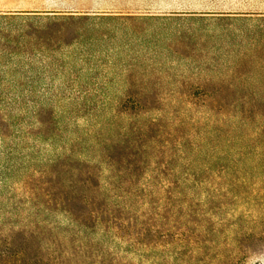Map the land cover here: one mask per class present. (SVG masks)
Masks as SVG:
<instances>
[{
  "label": "rangeland",
  "instance_id": "374dc122",
  "mask_svg": "<svg viewBox=\"0 0 264 264\" xmlns=\"http://www.w3.org/2000/svg\"><path fill=\"white\" fill-rule=\"evenodd\" d=\"M0 0V264H264V4L158 19Z\"/></svg>",
  "mask_w": 264,
  "mask_h": 264
},
{
  "label": "crops",
  "instance_id": "0c3cea01",
  "mask_svg": "<svg viewBox=\"0 0 264 264\" xmlns=\"http://www.w3.org/2000/svg\"><path fill=\"white\" fill-rule=\"evenodd\" d=\"M197 0H76L69 3L91 6L79 9L78 14L110 20H145L168 16L180 10L166 9V5L197 3ZM264 4V0L261 2ZM264 18V13L261 14Z\"/></svg>",
  "mask_w": 264,
  "mask_h": 264
}]
</instances>
